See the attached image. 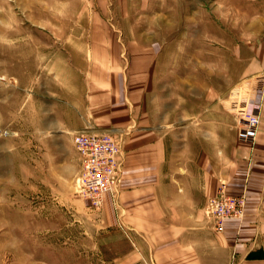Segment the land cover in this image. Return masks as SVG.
I'll return each instance as SVG.
<instances>
[{
	"label": "rangeland",
	"instance_id": "obj_1",
	"mask_svg": "<svg viewBox=\"0 0 264 264\" xmlns=\"http://www.w3.org/2000/svg\"><path fill=\"white\" fill-rule=\"evenodd\" d=\"M261 1L0 0V264L125 258L121 186L99 208L77 192L79 112L119 120L121 151L138 119L238 124L264 96Z\"/></svg>",
	"mask_w": 264,
	"mask_h": 264
},
{
	"label": "crops",
	"instance_id": "obj_2",
	"mask_svg": "<svg viewBox=\"0 0 264 264\" xmlns=\"http://www.w3.org/2000/svg\"><path fill=\"white\" fill-rule=\"evenodd\" d=\"M256 43L264 49V33ZM89 108L79 112L74 133L123 131L119 120L104 126L96 102ZM254 112L253 140L239 138L236 117L216 115L214 106L201 120L197 112L178 124L165 117L157 128L137 120L123 139L118 185L133 247L117 264H264V96ZM220 181L230 193L243 192L246 204L242 217L216 232L202 209Z\"/></svg>",
	"mask_w": 264,
	"mask_h": 264
},
{
	"label": "built area",
	"instance_id": "obj_3",
	"mask_svg": "<svg viewBox=\"0 0 264 264\" xmlns=\"http://www.w3.org/2000/svg\"><path fill=\"white\" fill-rule=\"evenodd\" d=\"M238 137L253 140L259 126L258 115L241 110ZM72 142L80 157V170L76 179L78 194L93 208H99L107 193H114L119 185L121 170V144L109 131H77ZM246 204L245 195L230 193L225 181H220L216 192L207 198L203 212L211 220L215 231L221 232L228 219L242 217Z\"/></svg>",
	"mask_w": 264,
	"mask_h": 264
}]
</instances>
